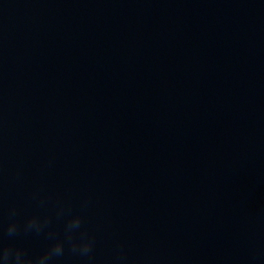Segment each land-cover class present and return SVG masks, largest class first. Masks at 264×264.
Instances as JSON below:
<instances>
[{"label": "water", "instance_id": "1", "mask_svg": "<svg viewBox=\"0 0 264 264\" xmlns=\"http://www.w3.org/2000/svg\"><path fill=\"white\" fill-rule=\"evenodd\" d=\"M57 242L264 264V0H0V247Z\"/></svg>", "mask_w": 264, "mask_h": 264}, {"label": "clouds", "instance_id": "2", "mask_svg": "<svg viewBox=\"0 0 264 264\" xmlns=\"http://www.w3.org/2000/svg\"><path fill=\"white\" fill-rule=\"evenodd\" d=\"M81 221L80 218L77 217L74 220H72L69 225L68 229L71 231L73 228L79 227ZM35 228L37 232H39L42 228V225L39 223V221L35 218L30 220L27 224V230H31ZM18 230V226L13 223L9 228H8V234L12 235L16 233ZM71 238V237H69ZM90 248V244L84 243L82 245V251L87 252ZM73 250H76V245H73ZM64 251V244L63 242H57L53 245L52 248H50L45 254H43L41 257L38 259L34 260L30 257H27L26 254L20 250V249H13L12 247H0V259L4 261V264H12L13 260V253H14V260L15 264H44L45 261L50 259L52 256H60L63 254Z\"/></svg>", "mask_w": 264, "mask_h": 264}]
</instances>
